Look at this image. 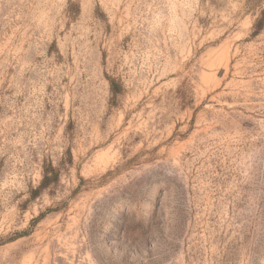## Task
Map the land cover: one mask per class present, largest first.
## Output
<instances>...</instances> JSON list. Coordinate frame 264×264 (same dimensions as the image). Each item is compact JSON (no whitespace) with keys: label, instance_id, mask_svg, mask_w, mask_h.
<instances>
[{"label":"rangeland","instance_id":"obj_1","mask_svg":"<svg viewBox=\"0 0 264 264\" xmlns=\"http://www.w3.org/2000/svg\"><path fill=\"white\" fill-rule=\"evenodd\" d=\"M262 10L0 0V264H264Z\"/></svg>","mask_w":264,"mask_h":264},{"label":"trees","instance_id":"obj_2","mask_svg":"<svg viewBox=\"0 0 264 264\" xmlns=\"http://www.w3.org/2000/svg\"><path fill=\"white\" fill-rule=\"evenodd\" d=\"M263 27H264V10H262L259 13V16L256 18L252 26L253 28L252 35L253 36L258 35V33H260ZM108 83H109V90H110L112 97L116 96L120 92V87L112 79H108ZM59 177H60V170L58 168H55L51 163L44 164L42 167L41 181L38 187L34 191H32V198H34L38 194H41L43 191H45L50 186L57 185L59 182Z\"/></svg>","mask_w":264,"mask_h":264}]
</instances>
